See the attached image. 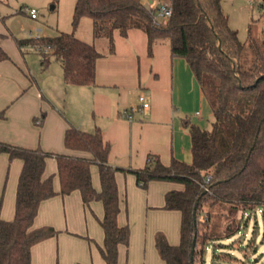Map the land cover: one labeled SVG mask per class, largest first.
<instances>
[{
    "label": "trees",
    "instance_id": "obj_1",
    "mask_svg": "<svg viewBox=\"0 0 264 264\" xmlns=\"http://www.w3.org/2000/svg\"><path fill=\"white\" fill-rule=\"evenodd\" d=\"M82 17L92 20L95 38L109 39L111 53L115 33L126 37L133 29L147 35L150 55L155 45H170L172 55L187 62L211 106L212 129L190 126L191 163L173 158L164 164L157 155H149L143 169L111 165V144L99 130L90 133L71 127L65 132V147L89 157L0 141V154L23 162L13 220L1 217L0 205V264H32V247L58 233L52 227L34 228L41 203L74 191L81 193L86 206L92 201L103 203L100 224L105 239L100 252L107 264H120L119 248L128 246L130 229L118 224V171L134 174L144 189L151 181L183 186L167 192L164 205L166 210L181 213L180 242L171 245L158 233L156 247L166 264H204L209 243L222 237L231 239L247 223L244 214L264 206V30L254 21L247 40L241 41L229 25L222 0H173V14L166 22L156 21L152 9L140 0H77L75 28ZM17 43L21 48L47 47V54L40 52L42 64L46 66L55 57L67 84H95L97 60L103 54L74 33L18 39ZM6 59L0 46V60ZM49 157L57 160L59 192L54 189L53 176L44 178ZM92 165L99 169L100 191L92 183Z\"/></svg>",
    "mask_w": 264,
    "mask_h": 264
},
{
    "label": "crops",
    "instance_id": "obj_2",
    "mask_svg": "<svg viewBox=\"0 0 264 264\" xmlns=\"http://www.w3.org/2000/svg\"><path fill=\"white\" fill-rule=\"evenodd\" d=\"M3 19L0 14V35L4 36L0 46L8 55L0 60L1 142L89 157L65 147V132L75 127L90 133L101 131L111 144L109 162L116 167L143 169L149 155H157L164 164L173 158L192 162L189 128H205L213 112L189 65L172 55L170 45L157 44L150 55L142 30H130L126 37L116 32L114 51L109 46V54L102 53L97 60L95 84L76 90L77 86L65 82L60 64L54 65L55 57L44 66L40 53V60L28 54L35 48L19 47ZM78 91H86L82 97L87 93L90 101L85 99L84 106L89 105L91 113L72 111ZM140 97L149 107L134 113L132 120L122 118L121 112L138 106ZM22 167V160L0 154L1 217L6 221L15 216ZM57 171L56 158L49 157L44 178L53 176L54 189L59 192ZM91 173L93 186L100 191L97 165H92ZM116 181L121 200L118 224L130 229L128 246L119 248V263L166 264L157 250L156 236L161 233L169 244H179L181 213L166 210L164 205L166 193L183 186L151 181L144 189L134 174L122 171L116 173ZM103 217V203L92 201L86 206L79 191L43 201L33 226L52 227L58 233L32 247V264H107L100 252L105 239L100 224Z\"/></svg>",
    "mask_w": 264,
    "mask_h": 264
},
{
    "label": "rangeland",
    "instance_id": "obj_3",
    "mask_svg": "<svg viewBox=\"0 0 264 264\" xmlns=\"http://www.w3.org/2000/svg\"><path fill=\"white\" fill-rule=\"evenodd\" d=\"M77 0H0V14L4 16L3 25L7 32L12 33L17 39L30 38V33L41 35H57L61 32L74 33L80 40L93 44L104 55L109 54V39L95 38L93 35L92 20L82 17L78 26L73 24L74 9ZM148 9L155 10L159 0H140ZM35 8L37 19H32L24 12V8ZM222 8L229 18V25L238 32L241 41H246L251 23L257 22L260 31L264 30V0H222ZM261 40L263 38L260 36ZM0 39L4 37L0 36ZM115 42V36H114ZM113 42V44H114ZM37 51H29L40 60ZM60 64L59 61H54ZM58 62V63H56ZM58 66V65H56ZM61 66V64H60ZM62 67V66H61ZM63 70V69H62ZM77 86L76 90H87L88 86ZM75 88V87H74ZM81 88V89H80ZM89 88V87H88ZM86 91H83L85 93ZM82 91L75 94L72 111L80 115L83 111L91 113V108L84 106L86 94ZM88 111V112H87ZM213 117L206 122L205 128L212 129ZM264 207H256L251 214L245 216L246 224H242L239 232L234 234L230 241L224 237L208 244L204 255V264H264ZM217 221V218L213 222ZM222 229V228H221ZM220 229V230H221ZM247 234V236H246ZM93 245L96 244L90 240ZM222 246H219V244ZM96 246V245H95ZM229 254L231 258L224 259Z\"/></svg>",
    "mask_w": 264,
    "mask_h": 264
},
{
    "label": "built area",
    "instance_id": "obj_4",
    "mask_svg": "<svg viewBox=\"0 0 264 264\" xmlns=\"http://www.w3.org/2000/svg\"><path fill=\"white\" fill-rule=\"evenodd\" d=\"M24 12L28 15H30V17L32 19H37L38 15H37V10L35 8H29V7H25L24 8ZM152 13L154 15V19L156 21H163L166 22L168 19L171 18L172 14H173V0H159V4L158 7L155 10H152ZM41 37H44L43 35H41L40 32H38L37 34H33L32 32L30 33V38H35V39H40ZM36 51L43 52L45 54H47L49 52V49L47 47H36L35 48ZM149 107V103L146 101V99L144 97H140L139 98V105L135 106V107H131L128 109H124L121 112V117L127 120H132L133 119V114L136 112L142 113L144 110H146ZM210 181V178L207 177L205 179V183L208 184ZM264 207V206H261ZM260 212L262 214H264V211L260 210ZM250 212H247L244 214V216L247 215V217L250 215ZM247 236V234H246ZM227 241H230V239H228Z\"/></svg>",
    "mask_w": 264,
    "mask_h": 264
},
{
    "label": "water",
    "instance_id": "obj_5",
    "mask_svg": "<svg viewBox=\"0 0 264 264\" xmlns=\"http://www.w3.org/2000/svg\"><path fill=\"white\" fill-rule=\"evenodd\" d=\"M194 244H195V240H194ZM192 260H193V258H192Z\"/></svg>",
    "mask_w": 264,
    "mask_h": 264
}]
</instances>
